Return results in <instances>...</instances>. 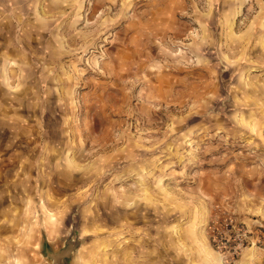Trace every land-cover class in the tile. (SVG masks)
Listing matches in <instances>:
<instances>
[{"label": "rangeland", "instance_id": "1", "mask_svg": "<svg viewBox=\"0 0 264 264\" xmlns=\"http://www.w3.org/2000/svg\"><path fill=\"white\" fill-rule=\"evenodd\" d=\"M258 234L264 0H0V264H264Z\"/></svg>", "mask_w": 264, "mask_h": 264}, {"label": "built area", "instance_id": "2", "mask_svg": "<svg viewBox=\"0 0 264 264\" xmlns=\"http://www.w3.org/2000/svg\"><path fill=\"white\" fill-rule=\"evenodd\" d=\"M212 241L214 247L226 255L227 260H233L243 251L249 241L251 231L242 223H238L231 216L219 218L211 226ZM260 239L264 240V234H258L250 242L257 246Z\"/></svg>", "mask_w": 264, "mask_h": 264}, {"label": "water", "instance_id": "3", "mask_svg": "<svg viewBox=\"0 0 264 264\" xmlns=\"http://www.w3.org/2000/svg\"><path fill=\"white\" fill-rule=\"evenodd\" d=\"M54 264H63L62 262H59V261H55Z\"/></svg>", "mask_w": 264, "mask_h": 264}]
</instances>
